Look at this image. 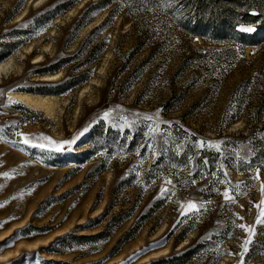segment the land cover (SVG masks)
Wrapping results in <instances>:
<instances>
[{
    "label": "rangeland",
    "instance_id": "374dc122",
    "mask_svg": "<svg viewBox=\"0 0 264 264\" xmlns=\"http://www.w3.org/2000/svg\"><path fill=\"white\" fill-rule=\"evenodd\" d=\"M29 1L0 0V62L54 47L0 84V264H264V36L230 40L264 23V0H239L263 18L238 10L220 31L181 0H45L17 21ZM13 88L70 94L62 135L4 111Z\"/></svg>",
    "mask_w": 264,
    "mask_h": 264
},
{
    "label": "bare ground",
    "instance_id": "6f19581e",
    "mask_svg": "<svg viewBox=\"0 0 264 264\" xmlns=\"http://www.w3.org/2000/svg\"><path fill=\"white\" fill-rule=\"evenodd\" d=\"M45 0H33L29 1L28 5H26L21 14L18 16V20L20 21L24 15H26L28 11V7L30 4H34L38 6ZM71 13V11H70ZM41 39H36L30 42L28 45H23L15 50L13 55L2 60L0 62V84H3L6 79H9L12 76L22 78L25 74V64L20 60L24 59L29 55L33 49L38 48L40 45ZM41 52H39L36 56L31 59V63L36 65L45 61V57L43 56V52L51 51L54 47L51 42H47L41 44ZM39 47V48H40ZM64 78V71H57L52 73H44L38 74L36 76L31 77L32 81H42V82H59ZM92 84V83H91ZM91 84H87L83 90L76 89L73 90L71 95L77 99L78 104L74 113L71 116V119L68 121L69 129L74 130L76 122L79 118L82 105L85 102L86 93H90V99H94L93 91ZM7 102L3 105L2 109L8 113H12V116H19L20 111L15 110L11 107V104H18L22 107L30 109L36 113L41 114L44 118L50 119L51 125L49 128L52 133L55 135H62L63 130L62 122L65 117L69 116V112L67 111V106L70 104V94H46L37 91L26 90L23 88H13L8 90L6 93ZM62 138V137H59ZM165 227V226H164ZM161 252L167 253L168 249H164ZM160 252L157 253V255ZM227 258H224L220 264H227Z\"/></svg>",
    "mask_w": 264,
    "mask_h": 264
},
{
    "label": "trees",
    "instance_id": "16d2710c",
    "mask_svg": "<svg viewBox=\"0 0 264 264\" xmlns=\"http://www.w3.org/2000/svg\"><path fill=\"white\" fill-rule=\"evenodd\" d=\"M179 1V0H177ZM184 4H189L192 6L191 16L194 18L198 24L207 26L216 31L220 30H230L233 26L234 16H232L235 12H239L238 10H246V5L239 0H181ZM226 1L230 4L228 8H224ZM247 12H242L243 16L255 19V15L257 14V19H262L259 15V11L251 12V9H247ZM251 12V14H250ZM216 23H224L227 26V29L218 27ZM233 30V29H232ZM231 30V31H232ZM237 35L241 36L240 39H230L231 41H239L243 45L253 44L256 45V41L258 40V35L264 36V23H261L254 29L252 32L241 31ZM232 42L226 43L230 44ZM244 48V47H242Z\"/></svg>",
    "mask_w": 264,
    "mask_h": 264
},
{
    "label": "snow or ice",
    "instance_id": "6c2138e0",
    "mask_svg": "<svg viewBox=\"0 0 264 264\" xmlns=\"http://www.w3.org/2000/svg\"><path fill=\"white\" fill-rule=\"evenodd\" d=\"M242 30L245 31V32H252V31H254V28L248 27V28H245V29H242ZM105 117H107V113L105 114ZM149 119H151V117H149ZM43 139L46 140L55 150H58V151L65 149L66 146L68 148H70L75 143V139L67 140V141H61V142L53 141V140H51L48 137H44ZM23 143L28 144L29 140L27 138H25L23 140ZM203 144H204V142L201 141V147L203 146ZM36 146L43 148L44 144H38ZM262 190H264V189H262ZM225 197H226V199H232V197L227 192L225 193ZM2 206L3 205H0V207H2ZM187 207L189 209H196V205L194 203H189L187 205ZM256 207L260 208V217H261V218H258L257 223H264V201H261V203L256 205ZM240 227L241 228H245L246 231H248L250 233L252 232L251 226H247V225H243L242 224V225H240ZM248 243H250V240L245 242V246H244L245 247V251H247V244Z\"/></svg>",
    "mask_w": 264,
    "mask_h": 264
}]
</instances>
